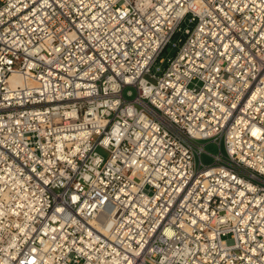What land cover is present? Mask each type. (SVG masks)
<instances>
[{"label": "built area", "instance_id": "obj_1", "mask_svg": "<svg viewBox=\"0 0 264 264\" xmlns=\"http://www.w3.org/2000/svg\"><path fill=\"white\" fill-rule=\"evenodd\" d=\"M0 264H264V0H0Z\"/></svg>", "mask_w": 264, "mask_h": 264}, {"label": "rangeland", "instance_id": "obj_2", "mask_svg": "<svg viewBox=\"0 0 264 264\" xmlns=\"http://www.w3.org/2000/svg\"><path fill=\"white\" fill-rule=\"evenodd\" d=\"M192 23L186 21L184 23H182V27H192ZM184 37L183 35H181L180 33H177L172 40L170 41V43L164 48V50L161 53V57H163L164 61L162 63H158L161 66V70L167 65L168 63V58L172 57L177 49V45L174 46L173 42H178V38L179 37ZM157 73H160V71H156ZM130 90L131 93L128 94L127 91ZM123 94L125 96V98L127 99H132L135 94H136V90L134 87L132 86H128L124 89ZM201 144H204L203 146V150L200 154V161L203 165H212L215 162V158L214 155L219 154V152H221L222 154L225 153L224 150V146L223 144H221L220 146L218 145V140L217 141H212L210 139H206V140H200L199 141ZM98 152L100 154H102V156L106 157L107 156V151L102 149V148H98L97 149ZM197 162H198V157H197Z\"/></svg>", "mask_w": 264, "mask_h": 264}, {"label": "bare ground", "instance_id": "obj_3", "mask_svg": "<svg viewBox=\"0 0 264 264\" xmlns=\"http://www.w3.org/2000/svg\"><path fill=\"white\" fill-rule=\"evenodd\" d=\"M13 82H19L20 81V77L18 75H14L10 78Z\"/></svg>", "mask_w": 264, "mask_h": 264}]
</instances>
